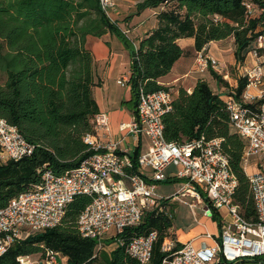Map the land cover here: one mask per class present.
<instances>
[{
    "label": "trees",
    "instance_id": "obj_1",
    "mask_svg": "<svg viewBox=\"0 0 264 264\" xmlns=\"http://www.w3.org/2000/svg\"><path fill=\"white\" fill-rule=\"evenodd\" d=\"M145 9H158L157 27L131 54L130 98L125 103L133 115L140 89L170 90L158 80L180 57L189 54L178 44L179 39L193 38L195 52L210 42L232 39L240 65L252 45L257 56L264 57V0H142L135 5V14ZM118 30L100 0H0V117L36 147L30 157L0 161V209L17 194L31 192L45 167L62 174L94 154L84 137L94 133L99 108L93 88L99 83L94 79L85 39L107 32L123 36ZM234 70L229 71L236 81L234 87L220 73L210 69V74L228 91L227 97L242 101L249 80ZM171 93V109L162 117L165 140L181 144L201 136L222 139V153L237 179L233 203L245 219L255 220L253 196L241 163L245 142L230 127L225 99L205 80H198L191 92L179 87ZM261 102L248 106L256 111ZM130 157L132 171L137 172L138 147ZM201 198L219 223L218 212L204 195ZM90 202L89 196L76 197L59 225L14 241L0 257V264H20V257L36 254L43 259L47 251L66 258L64 264H142L128 254L125 245L108 252L98 249L95 240L80 235L77 219ZM171 227V216L154 209L145 211L140 224L125 228L121 236L128 240L155 232L148 264H161L166 255L162 244ZM181 247L177 243L173 251ZM218 264H264V259Z\"/></svg>",
    "mask_w": 264,
    "mask_h": 264
},
{
    "label": "built area",
    "instance_id": "obj_2",
    "mask_svg": "<svg viewBox=\"0 0 264 264\" xmlns=\"http://www.w3.org/2000/svg\"><path fill=\"white\" fill-rule=\"evenodd\" d=\"M100 6L112 19L107 8L114 7L113 0H100ZM246 8L251 10L250 5ZM252 54L258 62L243 71L242 76L249 80L246 89L264 85V68L259 61L264 57L257 56L254 50ZM195 63L199 72L209 68L220 72L218 61L203 49L196 52ZM128 81L129 74L120 77L117 83L128 86ZM259 99L262 102L255 111L248 106L254 97L246 90L242 101L232 96L225 98L230 127L245 142L241 160L244 171L247 166L256 170L253 174L246 172L256 210L255 220L245 219L239 206L233 203L237 179L227 156L222 153V139L207 140L201 136L181 144L167 142L162 117L171 109V91L140 89L136 115L129 122L119 124L121 131L144 135L149 141L148 150L137 159V172L132 171L130 155L119 151L123 139H108L110 118L107 113L99 112L93 121L94 133L84 137L94 154L62 174L45 167L40 183L31 192L17 194L0 209V257L14 241L59 225L75 198L86 195L91 197V202L77 219L80 235L95 240L98 249H104L106 242L114 248L125 245L130 256L148 264L157 234L132 236L128 240L121 235L125 228L139 225L145 211H162L158 206L156 186L173 178L181 180V189L191 190L196 198L204 195L210 207L218 212L222 227L219 240L200 249L186 242L173 251L174 241L167 237L162 244L166 255L161 264H218L264 259V91H260ZM35 149L15 126L0 117L2 162L30 157ZM252 157L258 159L249 164ZM189 206L194 208V204ZM204 214L212 216L207 205ZM59 258V253L47 251L41 264H62ZM18 260L20 264H31L28 257Z\"/></svg>",
    "mask_w": 264,
    "mask_h": 264
},
{
    "label": "crops",
    "instance_id": "obj_3",
    "mask_svg": "<svg viewBox=\"0 0 264 264\" xmlns=\"http://www.w3.org/2000/svg\"><path fill=\"white\" fill-rule=\"evenodd\" d=\"M140 1L142 0H113V5H115L113 10L115 7L117 9L114 22L123 36L117 32H107L100 37L88 35L85 39V48L90 51L93 59L94 79L99 83L93 88V97L99 112L107 113L110 118L108 139L122 138L119 151L129 155L137 147L139 155L147 151L149 147V141L144 135L135 136L119 128L120 123L129 122L132 119L133 112L125 103L130 98L129 86H122L117 83V80L129 74L132 51L136 50L140 41L157 27L158 9H145L135 14V5ZM178 44L189 54L180 57L170 72L159 78L158 82L175 93L179 87L191 92L198 80H205L214 93H219L225 99L228 91L217 85L210 74V69L204 72L197 71L196 52L193 48L194 39H179ZM234 48L232 39L210 42L203 47L208 56L218 61L219 73L232 87L236 85V81L230 78L229 68H235V74L242 76L244 69H251L258 62L253 57L254 46L252 45L246 53L244 62L241 65L237 64ZM259 61L264 68V58ZM246 91L254 97L252 100L254 102L259 99L260 91H264V85L259 88L251 86ZM177 185L179 186L175 188ZM181 186V180L173 178L158 183L156 186L159 196L158 206L172 219L168 238L174 241V246L177 243L183 245L186 242H191L197 249L214 245L219 240L222 227L220 216L218 223L212 216L204 214L206 203L201 198H196L191 190H182ZM190 204H194L193 209L189 206ZM59 260L65 263L66 258L62 257ZM30 263L32 264L31 261Z\"/></svg>",
    "mask_w": 264,
    "mask_h": 264
},
{
    "label": "rangeland",
    "instance_id": "obj_4",
    "mask_svg": "<svg viewBox=\"0 0 264 264\" xmlns=\"http://www.w3.org/2000/svg\"><path fill=\"white\" fill-rule=\"evenodd\" d=\"M115 6V5H114ZM116 7H115V9L113 10V8H107V11L109 12V16L112 18L111 20L112 21H116L115 19H114V14H115V12H116ZM210 69V68H209ZM208 69V70H209ZM230 69L231 68H229V71H230ZM208 70H206V71H208ZM257 100H259V99H257ZM146 151H144V153H145ZM258 159V157H252L251 159H250V162H249V164H252V163H254L256 160ZM262 160H264V158H262ZM1 162H2V160H0ZM246 170H247V173L248 174H253L256 170H254V168L253 167H251V166H247V168H246ZM179 185H177L175 188H177ZM105 249L108 251V252H110V251H112L113 249H114V247L112 246V245H109L108 244V242H106L105 243ZM41 260H42V258L40 257V255L39 254H36V255H33V256H31V262H32V264H39L40 262H41ZM61 263L62 264H64V261H61Z\"/></svg>",
    "mask_w": 264,
    "mask_h": 264
}]
</instances>
